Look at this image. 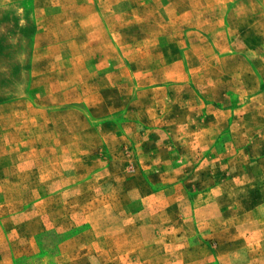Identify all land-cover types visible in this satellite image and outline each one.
Listing matches in <instances>:
<instances>
[{
	"label": "rangeland",
	"instance_id": "374dc122",
	"mask_svg": "<svg viewBox=\"0 0 264 264\" xmlns=\"http://www.w3.org/2000/svg\"><path fill=\"white\" fill-rule=\"evenodd\" d=\"M263 233L264 0H0V264H264Z\"/></svg>",
	"mask_w": 264,
	"mask_h": 264
},
{
	"label": "crops",
	"instance_id": "0c3cea01",
	"mask_svg": "<svg viewBox=\"0 0 264 264\" xmlns=\"http://www.w3.org/2000/svg\"><path fill=\"white\" fill-rule=\"evenodd\" d=\"M262 239H263V245H262L261 253H262V256H264V233H263V237H262ZM220 246L222 247V244H221V243H219V246L217 245V247H216V250H215V254H216V256H215V257H216L217 259H219V260H223L225 254H223V253L221 252V250H220ZM186 261H187V260H186ZM196 261H198L199 264H201V261H200L199 259H193L191 262H190V261H187V263H185V264H196V263H197Z\"/></svg>",
	"mask_w": 264,
	"mask_h": 264
}]
</instances>
